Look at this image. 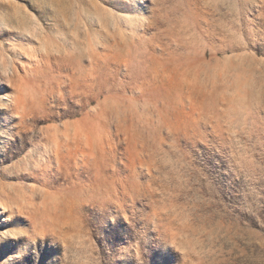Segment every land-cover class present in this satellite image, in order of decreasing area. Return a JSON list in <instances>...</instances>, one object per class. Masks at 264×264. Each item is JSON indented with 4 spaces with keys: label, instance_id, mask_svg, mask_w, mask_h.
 <instances>
[{
    "label": "rangeland",
    "instance_id": "obj_1",
    "mask_svg": "<svg viewBox=\"0 0 264 264\" xmlns=\"http://www.w3.org/2000/svg\"><path fill=\"white\" fill-rule=\"evenodd\" d=\"M0 44V264H264V0H0Z\"/></svg>",
    "mask_w": 264,
    "mask_h": 264
},
{
    "label": "snow or ice",
    "instance_id": "obj_2",
    "mask_svg": "<svg viewBox=\"0 0 264 264\" xmlns=\"http://www.w3.org/2000/svg\"><path fill=\"white\" fill-rule=\"evenodd\" d=\"M4 46L5 45L0 44V48H2ZM202 194H206V193H202ZM207 215H211V216L215 217L216 213L214 212L213 206L211 204H203L202 203L201 212L193 217V222L199 223L201 217L203 216L204 218H207ZM261 221L264 222V215L261 216Z\"/></svg>",
    "mask_w": 264,
    "mask_h": 264
},
{
    "label": "bare ground",
    "instance_id": "obj_3",
    "mask_svg": "<svg viewBox=\"0 0 264 264\" xmlns=\"http://www.w3.org/2000/svg\"><path fill=\"white\" fill-rule=\"evenodd\" d=\"M59 144L55 143L54 144V150L52 151L51 157L53 156L54 159L56 160V163H59V154H61V151L59 149ZM1 213V211H0Z\"/></svg>",
    "mask_w": 264,
    "mask_h": 264
}]
</instances>
